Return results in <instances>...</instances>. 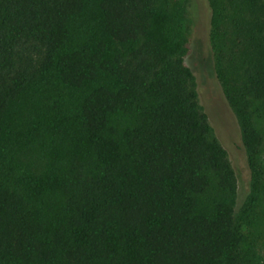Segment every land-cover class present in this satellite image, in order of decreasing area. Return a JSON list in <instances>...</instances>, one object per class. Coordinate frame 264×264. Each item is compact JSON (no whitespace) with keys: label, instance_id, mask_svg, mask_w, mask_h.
Returning <instances> with one entry per match:
<instances>
[{"label":"trees","instance_id":"obj_1","mask_svg":"<svg viewBox=\"0 0 264 264\" xmlns=\"http://www.w3.org/2000/svg\"><path fill=\"white\" fill-rule=\"evenodd\" d=\"M206 2L237 211L183 0H0V264H264V0Z\"/></svg>","mask_w":264,"mask_h":264},{"label":"rangeland","instance_id":"obj_2","mask_svg":"<svg viewBox=\"0 0 264 264\" xmlns=\"http://www.w3.org/2000/svg\"><path fill=\"white\" fill-rule=\"evenodd\" d=\"M183 3L185 13L181 21V31L187 49L184 61L194 76L198 102L235 171L237 211L249 192L250 173L237 119L224 98L214 74L208 41L209 9L206 0H183Z\"/></svg>","mask_w":264,"mask_h":264}]
</instances>
